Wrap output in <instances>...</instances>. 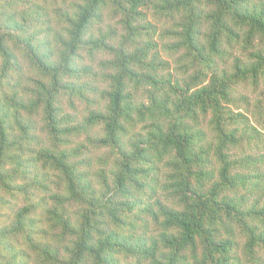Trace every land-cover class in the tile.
Segmentation results:
<instances>
[{
    "label": "trees",
    "instance_id": "trees-1",
    "mask_svg": "<svg viewBox=\"0 0 264 264\" xmlns=\"http://www.w3.org/2000/svg\"><path fill=\"white\" fill-rule=\"evenodd\" d=\"M33 116L51 181L18 153ZM263 130L264 0H0V188L26 199L1 257L22 234L43 264H264Z\"/></svg>",
    "mask_w": 264,
    "mask_h": 264
},
{
    "label": "rangeland",
    "instance_id": "rangeland-1",
    "mask_svg": "<svg viewBox=\"0 0 264 264\" xmlns=\"http://www.w3.org/2000/svg\"><path fill=\"white\" fill-rule=\"evenodd\" d=\"M60 1V0H58ZM52 6L53 4L51 5L50 7V11H54L52 9ZM22 7V6H20ZM63 7L65 8V6L63 5ZM109 19H106V21H108ZM105 21V22H106ZM24 23V22H23ZM36 27L38 28H43L42 26V23L41 21H36L35 22H32ZM108 23H111V24H114L113 21H108ZM54 25V24H53ZM37 30V28H36ZM38 33V32H37ZM38 41V39L36 40V42ZM78 62H80L78 60ZM85 63H91L92 66H93V63L89 60L88 56L86 55V53H84V58H83V64ZM94 68V67H93ZM96 70V68L94 69ZM89 76L88 74H85V76H83L84 78H88L89 79ZM84 78H81V79H84ZM251 95H257V93H252ZM253 101V100H252ZM78 102V101H77ZM79 105L77 106V114L80 115L84 112H82V105L80 102H78ZM62 104H64V102H62ZM65 105V104H64ZM66 110H70L71 112L73 110L67 108ZM236 110V109H235ZM240 111H243L246 115H248L249 117V120H251V122L253 124H255L258 128H262V126H260L257 122H256V118L255 116L253 115L252 111H253V106H250V109L249 111H246L244 108H241ZM24 114V113H23ZM33 120L35 119V123L37 128L36 130H32V133L35 132L37 133L35 136H32L33 138H29V139H24L21 141V146L23 147V151L21 152H18L22 159H23V162L25 165H27V162L29 160V158L31 157V161L29 164H32L30 166V171L33 172V175L36 174L37 175V178L38 179H42L46 182V179L45 177L47 178V180L51 181L53 179L56 178V174L54 173V171H51V170H46L40 163V160H36L35 158H33L32 156V152H31V149H38L39 146L41 145V141L38 139L39 137L42 138L43 140H48L49 136H48V133H46L44 130H42V122L39 121V118L38 117H32ZM22 122H24V120L21 118L20 119ZM96 128V131L99 129V127H95ZM137 129L134 130V132H136ZM264 131V130H263ZM16 132L19 133V131L16 129ZM71 143H75V141L71 142ZM255 143V142H254ZM253 143V144H254ZM31 148V149H30ZM254 147H251L249 148V151H251V149H253ZM30 149V150H29ZM262 149H264V146H260V150L263 151ZM108 153L106 148H102V147H93V146H89L87 149H86V152H85V155L88 156V157H92L93 160H92V163H94V160L97 159V161L100 160V157H104L106 156L105 154ZM240 154H244V152H240ZM84 155V156H85ZM24 185H26V182H22ZM50 186L53 185V183H48ZM21 191V192H20ZM19 192H16L15 195H12L10 192L4 190L3 188H0V192L2 193V196L4 197V201L0 200V212H1V215L3 214H6V213H10L12 214L13 211H11V209L13 210H16L18 207H20L21 205H24L25 204V196L24 195V192L23 190H20ZM43 194V193H41ZM48 194H46L44 197H43V203L41 204L42 206L44 207H49L51 208L53 206L52 202L53 200L49 199ZM251 199L248 198L247 199V203H250ZM6 202V203H5ZM75 207V204L73 205ZM39 216V215H38ZM42 218H43V227H46L49 231H53L52 228L50 227V222L46 221V220H49L46 218L45 214H42L40 215ZM54 220H52V223H53ZM55 232H57L58 230H54ZM42 234H40L37 239H39V237L41 236ZM43 237V236H42ZM42 237L40 239H42ZM12 239V245H13V249L14 250H7L5 251V255H6V258L4 257H1L0 256V264H8L9 262L12 263L11 261V258L13 259V257H10L8 256L9 253H11L12 251H14V255L19 258L18 256L20 255V262H18L19 264H23V263H26V264H43L41 262L42 258L40 257L39 255V250L38 249H33L32 247H30L29 245H25L24 243V238H23V235L22 234H18L17 237H11ZM61 245V243L59 244V246ZM19 253V255H18ZM17 263V264H18Z\"/></svg>",
    "mask_w": 264,
    "mask_h": 264
}]
</instances>
